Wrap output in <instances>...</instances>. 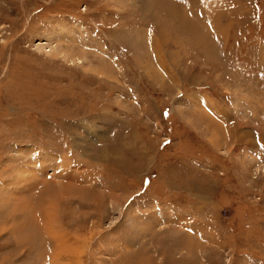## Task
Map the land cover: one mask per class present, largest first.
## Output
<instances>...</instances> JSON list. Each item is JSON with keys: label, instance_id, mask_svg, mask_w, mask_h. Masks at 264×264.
Wrapping results in <instances>:
<instances>
[{"label": "rangeland", "instance_id": "obj_1", "mask_svg": "<svg viewBox=\"0 0 264 264\" xmlns=\"http://www.w3.org/2000/svg\"><path fill=\"white\" fill-rule=\"evenodd\" d=\"M0 264H264V0H0Z\"/></svg>", "mask_w": 264, "mask_h": 264}, {"label": "bare ground", "instance_id": "obj_2", "mask_svg": "<svg viewBox=\"0 0 264 264\" xmlns=\"http://www.w3.org/2000/svg\"><path fill=\"white\" fill-rule=\"evenodd\" d=\"M51 221H52V220H51ZM51 221H50V222H51ZM54 238H56V237H54ZM60 244H62V243H60ZM60 246H61V245H60Z\"/></svg>", "mask_w": 264, "mask_h": 264}]
</instances>
